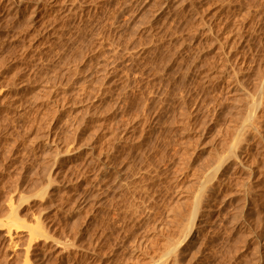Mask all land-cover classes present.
I'll return each mask as SVG.
<instances>
[{"label":"rangeland","instance_id":"obj_1","mask_svg":"<svg viewBox=\"0 0 264 264\" xmlns=\"http://www.w3.org/2000/svg\"><path fill=\"white\" fill-rule=\"evenodd\" d=\"M0 264H264V0H0Z\"/></svg>","mask_w":264,"mask_h":264},{"label":"bare ground","instance_id":"obj_2","mask_svg":"<svg viewBox=\"0 0 264 264\" xmlns=\"http://www.w3.org/2000/svg\"><path fill=\"white\" fill-rule=\"evenodd\" d=\"M66 7H67V6H66ZM38 226H39V224H38ZM40 226H41V225H40ZM10 228H11V227H10ZM10 228H8V229H10ZM39 228H41V227H38V229H39ZM41 229H43V228H41ZM11 230H12V229H11ZM33 231H34L35 234H36V232H37L36 235H38V234L41 233V231H39V230H38V231H39V233H38V231H37V226H36V229H35V230L33 229ZM33 231L31 230V234H32ZM43 231H44V230H43ZM10 232H11V231H10ZM34 233H33V234H34ZM33 234H32V236H35V234H34V235H33ZM9 236H10V235H9ZM30 236H31V235H30ZM35 238H36V237H35ZM174 249H175V248H174ZM180 254H181V253H180ZM30 263H31V262H30Z\"/></svg>","mask_w":264,"mask_h":264}]
</instances>
